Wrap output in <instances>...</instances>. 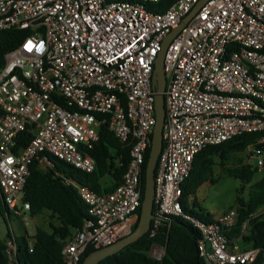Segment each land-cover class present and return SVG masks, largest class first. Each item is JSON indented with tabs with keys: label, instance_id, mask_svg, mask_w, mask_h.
I'll use <instances>...</instances> for the list:
<instances>
[{
	"label": "built area",
	"instance_id": "built-area-1",
	"mask_svg": "<svg viewBox=\"0 0 264 264\" xmlns=\"http://www.w3.org/2000/svg\"><path fill=\"white\" fill-rule=\"evenodd\" d=\"M171 2L162 12L150 8ZM201 0H0V34L30 36L5 54L0 67V191L25 233L34 217L24 201L32 165L50 157L84 174L97 168L90 155L107 124L129 148L123 182L99 195L75 180L89 217L65 243V264H81L89 245L100 249L130 236L142 205L143 166L156 125L155 63L166 37ZM164 145L155 174L156 236L164 222L182 218L200 231L201 259L253 264L260 250H241L227 237L239 222L229 209L206 224L183 211V185L195 157L245 133L264 132V0H209L178 33L165 60ZM259 144H264V137ZM252 148L256 167L264 149ZM117 163L122 164L119 157ZM264 218V204L242 225ZM154 246L153 252L162 253ZM11 227L6 253L16 260ZM161 257V256H160Z\"/></svg>",
	"mask_w": 264,
	"mask_h": 264
},
{
	"label": "trees",
	"instance_id": "trees-1",
	"mask_svg": "<svg viewBox=\"0 0 264 264\" xmlns=\"http://www.w3.org/2000/svg\"><path fill=\"white\" fill-rule=\"evenodd\" d=\"M135 2L137 0H120ZM171 2L162 1L150 8L156 12L164 11ZM31 32L28 30H6L0 34V67L5 63V54L16 49ZM100 139L90 150L97 168L92 174H84L63 161L50 157L52 167L40 168L35 162L31 167V174L26 185L24 201L31 206L32 217L48 215V228L36 226V234L29 236L25 233L16 235V260L9 259L6 249L7 241L11 238V230L7 237L0 239V264H65L62 250L67 240L81 229L89 217V208L78 194L76 188L67 186L65 179L75 180L87 186L99 195L112 193L124 179L129 163V148H124L108 125H102L99 130ZM264 132L245 133L220 145L210 146L201 151L194 160L193 169L183 185V211L186 215L196 218L206 224L214 221L213 215L200 209L197 203L191 202L190 197L197 189L213 177L217 163L230 177L239 178L252 183L258 171L250 165H242L243 159L238 155L250 147L264 149L259 144ZM150 155L147 150L143 166L142 201L145 192L146 168ZM121 157L122 164L116 162ZM233 166H230V163ZM264 204V177L251 186L249 200H240V217L238 225L227 237L230 241L240 240V245L257 248L260 253L253 264H264V218L250 221L246 234L241 235L242 225L251 213L258 211ZM12 214L2 200L0 191V214ZM141 215V207L139 208ZM10 222V220H9ZM138 224L135 226L137 228ZM201 239L200 231L190 222L182 218H172L164 222L159 233L151 237L146 234L139 241L126 247L121 252L102 260L99 264H201L198 244ZM154 246L163 247L165 254L161 259L150 257ZM245 248V250H246ZM94 246L89 245L82 255L81 264L88 255L95 252ZM244 250V248L242 249Z\"/></svg>",
	"mask_w": 264,
	"mask_h": 264
},
{
	"label": "water",
	"instance_id": "water-1",
	"mask_svg": "<svg viewBox=\"0 0 264 264\" xmlns=\"http://www.w3.org/2000/svg\"><path fill=\"white\" fill-rule=\"evenodd\" d=\"M208 1L209 0H201L192 10V12L183 20L180 26L177 29L173 30L166 37L162 45V50L159 53L155 63V70L152 83L156 91L155 112L157 122L154 128L152 145L150 148V155L146 168L145 192L141 205V215L138 222V226L130 236H127L112 245L100 248L88 255V257H86V259L84 260L83 264H99L102 260L121 252L126 247L139 241L142 237L148 234L151 229L152 221L155 218V174L158 159L163 150L164 127L166 120L164 96V92L166 90V75L164 72V60L166 52L169 46L171 45L172 41ZM201 264L211 263L205 259H201Z\"/></svg>",
	"mask_w": 264,
	"mask_h": 264
},
{
	"label": "rangeland",
	"instance_id": "rangeland-1",
	"mask_svg": "<svg viewBox=\"0 0 264 264\" xmlns=\"http://www.w3.org/2000/svg\"><path fill=\"white\" fill-rule=\"evenodd\" d=\"M238 157L243 159L242 165H250L257 168L252 148H248L244 153L239 154ZM229 165L233 166V163L231 162ZM257 169L258 171L255 173L252 183H247L239 178L228 176L219 163H217L212 181L209 179V181L200 186L196 193L190 197V201H195L197 203V210L202 209L212 215H220L229 209H236L239 206L240 200L245 202L249 200L251 186L264 177V167ZM47 221L48 215L37 216L34 218L35 224L31 223L30 229L33 231L36 226L48 228ZM11 227L14 229L16 235L24 234V229L19 220L15 219L13 215L8 219L6 213H4V215L0 214L1 240L7 237V233L11 230ZM240 248L245 249L246 247L240 245ZM164 254V249L162 253L158 252V254H156L153 252V248L149 253L150 257L155 259H161Z\"/></svg>",
	"mask_w": 264,
	"mask_h": 264
},
{
	"label": "crops",
	"instance_id": "crops-1",
	"mask_svg": "<svg viewBox=\"0 0 264 264\" xmlns=\"http://www.w3.org/2000/svg\"><path fill=\"white\" fill-rule=\"evenodd\" d=\"M225 212H226V211H225ZM223 213H224V212H223ZM223 213H221V214H223ZM221 214H220V215H221ZM218 216H219V214H218V215L215 214V215H213V218L215 219V218H217ZM240 242H241V241L238 240V239H237V240H234V241H233V246H239V248H240ZM250 248H252V247H251V246H248L246 249H250ZM240 249H241V248H240ZM241 250H242V249H241ZM244 250H245V249H244Z\"/></svg>",
	"mask_w": 264,
	"mask_h": 264
}]
</instances>
